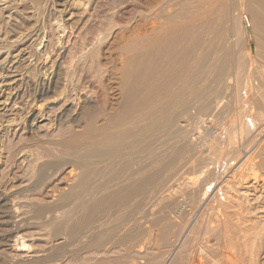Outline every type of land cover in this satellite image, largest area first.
<instances>
[{
  "label": "bare ground",
  "instance_id": "bare-ground-1",
  "mask_svg": "<svg viewBox=\"0 0 264 264\" xmlns=\"http://www.w3.org/2000/svg\"><path fill=\"white\" fill-rule=\"evenodd\" d=\"M24 1L26 2V0H20V3L18 4H24ZM37 1L38 0H34L33 2L36 3ZM178 1L180 0H165L161 2L162 4L159 2L161 5L158 3L160 7L159 5L158 6L153 5L154 9L155 7L156 8L159 7V8L157 10L155 9L156 11L148 9L149 10L147 13L148 15L146 14L147 16H145V20H143L144 23L142 25L139 24L140 26L137 27L136 29L134 28L130 33L128 32L126 33L125 32L126 27H124L125 29L122 27L124 30L121 32V38L116 44L117 49H115V50H118V52H115V53H118V57H116V55L114 54L115 56L114 58L118 59L119 62H117V64L118 63L119 64L118 66H116L117 68L111 67L112 69L117 71V73L116 71L114 72L117 75V76L115 75L116 76L115 78L118 77L119 79L117 81L115 79V81L117 82L116 84H118V81H120L119 86H118L119 87L118 89L120 92L119 93L120 101H118L119 103L115 102V104H117L115 105L116 108L115 106H113L112 108L111 106L110 108L109 107L107 108V106L111 105L113 101H111V104L108 103L105 96H104L105 98H103L102 96L103 102L101 101L102 105H100L101 103L99 104L100 101H98L99 97L97 98V96H99L98 95L99 93H97V96H92L93 94H96V92H98V91L95 92L94 89H92V87H89V89L91 88V90L95 92V93L93 92L92 95L89 93L91 91L88 90V87H86L87 91H89L88 93H85V90L83 93H81L82 90L84 89L85 84L83 85L82 90H78L80 93L76 92L77 94H74L76 95L77 98L72 96L71 93H69V90L73 88L72 87L74 83L73 77H75V75L78 74L79 72L78 70L81 71L80 73L82 72L85 73L86 74L85 77L89 76L88 77L89 81L91 80L92 83L95 82L94 81L95 78L96 80H98V78L102 74V71H103V75L106 74V76H107V73L110 72L108 70L109 72L106 73L104 70H102L101 68L102 66H104V68L108 67L109 69H110V66L109 65L105 66L104 65L105 62L101 63L102 66L100 62L99 64L96 63L97 59L99 58L98 56H96L97 58H95L94 52L96 49L94 48L95 49L94 51L93 49H90L91 48L90 46L94 47L96 44L95 41H98V39H100L101 37L97 39L94 35L96 39L94 40L92 37L91 41L87 40L88 42L85 43L84 46H82L81 50L78 49L80 48L78 46L77 49L80 52L79 51L77 52H79L80 55L77 56V54L74 52L75 50L73 51L74 53L72 52L73 49L70 50L72 52L70 53V51L68 50L70 48H67L68 46H70L68 44L70 43L69 41L71 38L60 36V39L58 41L59 42L58 46H60V48H62L63 50L58 49L60 54H57L58 57L56 58L59 60L57 59L52 60V58L50 59L48 56L47 59L43 62L42 68L44 70V73H43V76L39 79V82H40L39 85L41 86V91H42L41 94L42 95L49 94L50 92L51 93L56 92L54 90L62 89L63 91L66 92L65 94L70 95L69 97L67 96L66 99L63 101L64 113L62 111L63 113L62 116L63 117L65 116L66 120H67V117L70 118V120H72L73 123L77 124V127L79 128V130L78 131L75 130V132L71 130V131H68V134L66 133L67 135L65 136L62 135L63 137L59 141V146L61 147L63 153L65 151V155H63V153L61 154L62 156H58L56 154L53 156L51 155L53 159L44 162L42 159H40V157L39 159L36 160L30 153V155L25 156L21 161L18 160L19 164H22L24 167H26L25 169H27L26 171L28 172L29 170L34 169L33 166H31V164L33 163L32 159L34 158L37 161V164L35 165L36 167L34 166L35 170L38 172L39 176L42 177L43 179L45 178L44 176L46 172H48L47 170L54 169L60 165H64L65 167H67L65 170L66 183L64 182L65 187L63 191L60 193V195L54 194L55 196L50 198L48 201H45V203H37V201H36L37 204L36 203L32 204L30 202L29 204L27 203L29 205L27 206V208L32 207L33 210L31 208L30 209L32 210V212H34V215L35 216L36 214L38 215V217H35V219L37 218V219L43 220L42 223L45 220L46 225H50V229H49V226L45 227V225L41 224L43 225L42 230L45 227L46 230L49 229L47 230L49 232L48 233L42 232L44 233L43 234L44 236L46 235L45 237H47V239L46 238L44 239L46 240L44 241L45 245L41 246L42 247L41 250L39 249L40 252H38V254L40 256L37 257L36 256L38 255L37 253H35L36 255L33 254L34 256L38 258V260L39 258L40 259L42 258L46 262L49 259V261L51 262L56 261V264H57V261H58V264L60 261H62V263L67 264L68 263L67 260H69V262L72 260L78 261L77 259H80L81 256L83 258V255H86L88 257L87 261L91 262V261H94L97 256H99L96 254L101 253V251L98 252L99 249L101 248L104 250L103 246H106V245L109 246V244H106L109 242V239H111L116 233L118 232L120 233L119 229L122 228L121 226H123V229H125L126 228L125 226L130 225L129 223H131L132 221H136V223L138 222L137 224L141 225L142 221H145V218H146L150 220L149 221L150 225H152L155 228L156 227L158 228L160 225L166 227V226H169V224L168 225L166 224L169 222V220L172 219V217L175 218L177 222L180 220L179 223L184 222L182 221L184 219L183 217L187 215L188 211H192L186 208V204L189 206L191 205L192 207L196 206V208H193V209L195 210V212L196 211L199 212V210H196L197 208L198 209L202 208L204 210V207L205 209L206 207H208L209 209V206L211 205L212 207V204L214 206L215 203L213 202H216L219 208L217 207V209H215L216 207L215 205L214 209L216 211L220 210L221 212L218 211L220 212V215L217 212L219 216L217 217L214 216V218L216 217L215 219L211 218L213 217L212 214H215L213 213L215 212V210L211 211L212 209L210 207L211 209L210 211L212 212V214H210L211 215L210 218L211 220H214V225L210 226L212 225L211 223H213V221L211 222L210 220V225L209 223L207 225H209V227H212V229L207 228V226H204V228L206 232L207 230L208 232H210L209 231L210 229L217 232L219 234L218 236L219 239L221 237V240L223 241V244H224V246L222 247H224L223 249H225L224 254L223 253L222 254L224 255L223 257L225 261L227 262V264H264V110L262 109L264 108V84H262L261 82L257 84L258 85L257 88L259 89L257 93L251 91L250 87L252 86H250L251 84L250 82L252 81L254 82V79L256 80V77H257L254 72L255 69L254 70L252 69L249 71L251 74L250 77L248 76L249 81H247L246 76L244 78V80H246L247 83L249 82V85H247V83L244 82L245 85L244 83L240 84L241 86L244 85L243 90L239 89V82H237V79L235 77H234L236 79L235 84L226 80L227 79L226 76H229V74L228 72H226L228 75L224 74L225 72L224 68L227 71V69L230 68L228 67L230 64H229V61L224 63L225 59L224 58L222 59V57H220V55L223 52V49L226 47V45L224 47L223 42L224 43L227 42V37H228V36L223 37V35H225L226 29L228 28L226 27L225 29L226 23L224 24L223 22L225 19H227L229 22L235 25L237 18H241L242 20H245L246 18L245 22L248 28L246 29V31L249 37L251 38L253 36V33H255L254 37H256L257 32L259 33L258 36H260V34L261 36L263 35V37H260V38H257L258 36L256 37V39H258L259 41L257 40L258 43H256L258 44V47H255L257 45H254L253 55L254 53H256V48L260 47L264 51V20L262 19V15L264 14V0H250L252 2L251 3L252 5L250 4L252 7L250 8H252L251 14L253 16V19L252 17H248L247 15L248 13L247 14L245 13L247 12L245 11L247 9L246 7L249 6L246 4L248 0L247 1L236 0L237 2H235L234 0H219V1L215 0L216 1L215 6H216V9L219 11L218 13L220 15L219 18L217 17L218 16L217 10L213 12V10L215 9L214 8L215 6L213 4L214 2L212 3V0H193L196 2L194 4H192L193 3L192 0H190L192 1V3L189 0H186L190 2L189 3L190 5L186 1L184 2L182 0L180 2ZM8 3L7 1H4L1 4V8L3 10L2 12H5L7 14L5 16L7 17V21L5 22H7L10 25L9 29L15 30L19 28L18 26H20L21 24L24 25L23 22L25 20L32 19V17H29L30 15L29 16L26 15L27 14L26 12H28L29 9L28 11L24 12L25 10H27V9L24 10V7L26 6L25 4H24V7H22L21 5L20 7L17 4L19 8L13 7L14 9L13 11H11L9 9H12L11 5L13 4L10 3L11 4L10 5ZM66 3H69V2L67 1ZM36 4L38 5L39 3L37 2ZM9 5H10V8H9ZM90 5L91 4H89V6ZM193 5L195 8L200 10V12L195 14L196 9L195 11H193V9L191 8L192 11L195 12L193 13L191 12V10H189L190 9L189 8L188 9L190 12L189 14L191 13L192 14L191 16L189 14L188 15L191 18L189 16H188L189 18L185 17V13H186L185 10L187 11V8ZM151 6L152 5H150V8H152ZM65 8H67V6H65ZM234 8L237 9L236 12L238 11L240 14L238 17L235 16L236 13L234 14ZM250 8L248 12H250ZM129 11L130 10H127L126 12H129ZM95 12L97 13V11ZM212 13H216L217 16H214V17L218 18V20L215 18L217 21L214 20L215 22L213 23L212 21L211 22L209 21V18L213 16ZM193 14H195V16H192ZM91 16L92 15H89V18ZM138 16L140 15L138 14ZM249 18L252 19L253 21L252 24L254 25V27L252 26L251 21L249 22ZM87 21L88 22L86 24L91 22L88 19ZM67 27L65 26L63 22L57 23V28L62 33L66 31ZM118 27L116 28L118 29ZM237 27H238V24H237ZM202 29H206V31L210 30L212 33L216 31L217 33L215 32V34H217L220 38L217 35L215 36L218 37L219 39H217L216 37L210 38V35L212 36V34L209 33L210 34L209 38L212 39L210 41L209 38H206L208 37V32H207L206 37L203 36L204 34L206 35L205 32L203 35L199 33L200 30ZM230 29L231 28L229 27V30ZM72 30L74 31L75 29H72ZM119 30L121 31V28ZM229 30L228 32L226 31V35L229 34L230 32ZM232 30H234V28H232L231 31ZM254 30L257 32H255ZM126 31H128V29ZM239 31L241 32V30ZM235 32L237 35V30ZM99 33L101 34L100 31ZM247 34L245 33V35ZM231 37H232L231 38L232 40L233 38L234 39L236 38L233 36ZM239 37L241 38V36ZM223 38H225L226 41ZM106 39H107V36H106ZM213 39L214 41L219 40V43L217 45H215L216 43H214V45L211 44V42L212 43L214 42ZM231 39L229 41H231ZM221 40H224L223 42H221L223 46H220ZM25 41H27V39ZM99 43L100 42H98V44ZM235 43H236L235 44V47H236L238 42L236 41ZM79 44H82V43H79ZM228 45L230 46V44ZM210 46H211V52L209 50ZM232 46H234V43ZM83 47L85 48L83 49ZM75 48H76V45H75ZM225 50L229 51L228 48L227 49L225 48ZM234 50L230 52L231 54L227 52V55L229 56L227 55L226 56L233 57L236 54H237L236 56H238L239 54L237 52L235 54ZM236 50H238V47ZM25 51L20 50L17 56L18 58L15 59L16 63L19 64L20 62H22L21 65H24L26 63L25 61H27L26 60L27 57H26ZM247 53H248L247 55H249L250 53L249 50L247 51ZM240 55H242V52ZM250 55L252 56L251 53ZM110 56H111V53H110ZM223 56L226 58L225 55ZM251 56H249L248 60L250 59ZM31 57H29V59H31ZM107 57H109V55ZM94 58L96 60H94ZM240 58L239 60L244 61V59H240ZM252 59H250L248 62H251L253 64L252 61H255V60H252ZM230 60H231L230 62H233L235 64V62L232 61V59ZM110 61H111V57H110ZM237 61L238 59L236 60V62ZM227 63H228V66L224 65ZM233 63H232V66H233ZM237 64L239 63L237 62L235 66ZM27 65H28V62H27ZM115 65L112 64V66H115ZM249 65L251 64L249 63ZM235 66L233 67L235 68ZM17 67L18 66L15 67L16 71L12 72L13 77L10 75L12 77V81L10 83L12 84L13 83L17 84L19 80L18 78L22 77V75H19L20 69L18 70ZM22 67L23 66H21L20 68ZM256 67L254 66L253 68H256ZM12 68H10L11 69L10 71H12ZM239 68L238 69L236 68L237 71L240 70ZM261 69H259V72H261ZM114 70H112V72ZM74 71H78L77 74L74 73ZM112 72L110 75H112ZM259 72H257V75ZM82 76L83 75L81 74L80 79L84 78V76L83 78ZM258 76L259 78L261 77L260 75ZM113 77H114V74H113ZM230 77L228 79L231 80ZM85 79L87 80V78H84V80ZM239 79L241 80V78ZM82 82L83 81H81V83ZM99 82L101 81H96V84H99ZM10 83L8 84L9 86L12 85ZM74 84L77 85L76 82ZM96 84L94 86L92 85L93 88L97 86ZM88 85L90 86V84ZM101 87L99 86L100 89L98 88L99 92L101 90ZM74 88H76V86ZM77 89L75 91H77ZM111 91L109 90V93ZM0 95H2V93H0ZM58 95H60V92L59 94L57 92V97ZM108 95L109 94H107V96ZM62 96H64V94H62ZM109 97L114 99L113 98L114 96L112 97V95ZM9 99H11V97ZM115 99L117 100L116 97ZM2 102H0V110H1V107L3 108L6 105V103L4 104ZM253 104L261 106V109L263 111L260 110L258 112H255V109H253L252 111L251 106ZM254 105L252 106L253 108H254ZM221 107L223 108L222 110L225 112V114L230 113L229 115H232L231 119L228 117L229 121L227 118H224V120L227 119L228 121V124L226 126H224L225 124L224 125L222 124L224 127H222V125H220V122H219V119L223 120V118L221 119V117L220 118L218 117V121H217L216 120L217 118L215 115V113L219 111ZM225 114L224 115L222 114V115L225 116ZM33 117H34L33 122L39 119L38 115L33 116ZM199 119L204 123L202 122L200 123V121L198 123L206 124L208 126V129H207L209 130V132L207 131L208 133L214 131L219 135L216 138V136L214 135L215 133L213 134L215 138L218 139L217 142H215L216 140L212 137V135H211L212 138H210L211 142H209L210 140L209 141L207 140L208 142L204 141L205 143L203 142L202 140L203 137L201 135L202 133H200L198 129L200 126L198 128H196L195 126L196 124L195 120L198 121ZM227 121L225 120L224 123H227ZM213 139L214 141H212ZM53 145H54V142H53ZM50 154L51 153L48 154L49 157H50ZM39 160L43 162H40ZM60 168L62 169V166ZM23 173L21 175H23ZM35 173L36 172H34V174ZM191 174H192V177H191ZM21 175L20 174L18 175V177L20 176V178L18 179H21ZM28 182L30 183V181ZM29 183L27 185H29ZM1 197H0V209L3 208V203H5V200L7 199L6 197L5 199ZM16 198L18 199V196ZM147 199L150 201V202L148 201L150 205L149 206L150 208L148 207L149 210L146 208L143 209V206L145 205L144 204L145 200ZM12 201L10 200L9 204H11L10 202ZM148 202L146 204L147 206H148ZM19 206H22V207H19ZM8 207H9L8 205H7V208L4 206L3 210H5V208L8 209ZM15 207L16 209H14L12 206L9 207V209L7 210L8 212L6 211L7 214H5V211L4 212L0 211V228L1 229H2V226L8 227V223L10 222L14 224L16 223L15 225L16 228L14 227L16 230L15 232L9 229L8 230L5 229L6 231L2 229L1 231L2 233H0V245L5 246V247L7 246V248H9L12 259L13 258L15 259L16 254L18 252L19 253L22 252L20 253L21 255L19 253L18 254L19 256H23L20 258L24 259V256L26 257L27 254L25 253L26 254L25 255L23 252L24 251L28 252L29 249L31 248V245L28 244L27 239L31 237L36 238L35 236H37V234L34 237L28 236L29 233L25 235L23 234L24 232L23 230H26L24 228H27V227L29 228V226L34 227V225H36L37 222H33L32 221L33 218L29 217V215L32 214L30 211L27 214V212L25 211L22 212L20 210L21 208L24 207V205H17V202H16ZM143 210H146V211L144 212ZM146 212H147V215H146ZM192 216L193 215L188 217L189 221ZM186 217L185 219L187 220ZM194 217L195 216H193V218ZM4 218H6V220L8 221L6 220L2 221ZM210 218H207V220ZM41 220H38V224H39V221ZM111 220H113L112 221L113 224L116 223L117 221V222H120L121 225L114 224L111 227H109L112 223L111 222L109 223L110 225H108L107 227L108 221H111ZM173 220L174 219H172L169 222L171 224V227L173 225L171 223ZM134 223L135 222H133L131 226L132 228H135ZM179 223L177 224L179 225ZM190 223L192 222L190 221ZM199 223L198 224L194 223V224L195 226L196 225L198 226ZM189 224H186L185 225L186 227L182 224L185 230H184V233L179 235L180 239L179 241H177L178 246L176 245L175 241H172L175 243V246L177 248L176 255L179 252H181L180 251L181 249H183L181 248V246L184 243V240L190 239V240H186L184 244L186 246L189 245V243H191L190 242L191 236L193 235L191 231L193 230V228L195 230V228L197 227H195L194 224L192 225H189ZM199 226H200L199 228L202 230L203 224L202 226L201 225ZM141 227L142 225L139 226V230L140 229L142 230ZM153 227H151L152 230H156V229H153ZM161 227L159 228V230H162ZM39 228L41 227L39 226ZM132 228L130 229L133 232L134 230ZM169 228L170 227H168L167 230H169ZM123 229H120V230H123ZM46 230L44 229V231ZM136 230L137 229H135L134 233L136 232ZM164 230L166 229L164 228L162 231ZM181 230L183 229L181 228ZM124 231H122V233L126 234V230ZM200 231H198L197 234ZM213 231H211V234ZM138 232L140 233V231ZM142 232L144 231L142 230ZM151 232L150 234L152 235ZM160 232H158L159 233L158 235L161 236L162 234H160ZM171 232H174V231H170L168 233L171 234ZM177 232L178 231L176 230V233ZM39 233L41 232L39 231ZM122 233L117 234V235L122 236ZM134 233L133 235L131 234L130 236L131 237L135 236ZM165 233L166 232H164V235H166ZM187 233H188V236L190 233L189 238L187 237ZM200 233L202 234V232ZM34 234L35 233H32V235ZM144 234L146 235L145 232ZM177 234H174V236H176ZM204 234L203 235L207 237L206 233ZM218 234H216V236ZM213 235H214V232H213ZM44 236L41 235V237H44ZM195 236L194 238L192 236L194 240H195ZM204 236L202 237L203 239L205 238ZM209 236H212V235L209 234ZM124 237L126 238L127 236H123V238ZM128 237H129V233H128ZM164 237H162V239ZM120 239L118 241H120ZM127 239H124L123 242L125 243V241L130 240V239L128 240ZM144 239L143 241L146 240ZM39 240H41L40 236H39ZM132 240H136L135 241L136 243L138 242L137 239H132ZM166 240L167 239L165 238V241ZM115 242L116 241H114V244ZM129 242H127V245ZM221 243L218 242L219 245ZM135 244H134V247H135ZM170 244H171V241H170ZM197 244L198 246L200 245L199 243ZM215 244L217 243L215 242ZM137 245H139V243ZM204 245H202L201 247H203ZM189 246H191V244ZM122 247L125 248V246H122ZM220 248H221V245L218 249L220 250ZM186 249H189V248H186ZM210 250L212 251L213 249H210ZM186 251H189V250H186ZM208 251L209 250H207V252ZM136 252H135V255L138 254ZM151 252L154 253V251H151ZM184 252H185V249H184ZM29 253L31 252H28V254ZM179 254H182V253H179ZM176 255L174 253L173 257L171 256L172 258L170 257L171 259L166 261V264H171V263L175 264L176 262H173V261ZM31 256L27 255V257H29L30 259H31ZM51 256H52V259H50ZM177 256L176 257L179 260L181 255L180 256L177 255ZM180 260H182V258ZM208 260H210L209 257H208ZM35 261L38 262L37 259ZM30 262H33V260ZM83 263H84V260L81 262V264ZM177 264H180V263L178 262Z\"/></svg>",
  "mask_w": 264,
  "mask_h": 264
},
{
  "label": "rangeland",
  "instance_id": "rangeland-1",
  "mask_svg": "<svg viewBox=\"0 0 264 264\" xmlns=\"http://www.w3.org/2000/svg\"><path fill=\"white\" fill-rule=\"evenodd\" d=\"M4 1H7V3L8 4H10V3H12L13 5H11V7H12V9H9V10H11V11H13V7H18L19 8V6L21 5L22 7H24V4L26 5L25 7H24V10L25 9H27V10H25L24 12H26V11H28V9H29V11L28 12H26L27 14L26 15H30L29 17H32V19H28V20H25V21H27V22H23L24 23V25H20V26H18L19 28H17V29H15V30H12V29H9L10 27V25L7 23V22H5V21H7V17H5L7 14L5 13V12H2L3 10H2V8H1V4L4 2ZM11 1V2H10ZM34 0H26V2H27V4H26V2L24 1V4H18V3H20V0H0V93H2V95H0L1 97H0V102H2V101H4V102H2V103H6V105H5V107H1V110H0V157H1V161H0V197L1 198H4L5 199V197L7 198V199H9V200H5V203H3V208H1L0 209V211L1 212H4L5 211V214H7V210L9 209V207H13L14 209H16V202H17V205H24V207L23 208H21L20 210L22 211V212H27V214L29 213V211L34 215V212H32V207H28L27 208V206H29L28 204H29V202L30 203H36V201H37V203H45V201H48L50 198H52L53 196H55L54 194H56V195H60V193L63 191V189H64V187H65V183H66V174H65V170H66V168L67 167H65L64 165H60V166H58L59 167V169H61L60 167L62 166V169L61 170H63V171H61V170H59L58 169V167H56V168H54V169H49V170H47L48 172H46V174H45V178L43 179L42 177H40L39 176V174H38V172L35 170V165L37 164V159H39V157H40V159H42L44 162L45 161H48V160H51V159H53L52 157H51V155L53 156V155H58V156H62L61 154L63 153V151H62V149H61V147L59 146V141H60V139H62V137L63 136H65V135H67L68 134V131H71V130H73L74 132H75V130H79V128L77 127V124L76 123H73V121L72 120H70V118H68L67 117V120H66V117L64 118L62 115H63V113H64V106H63V101L66 99V97L68 96H70V95H68V94H65L66 92L65 91H63L62 89H58V90H54V91H56V92H53V93H49V94H41L42 93V91H41V86L39 85L40 84V82H39V79L43 76V73H44V70H43V68H42V64H43V62L47 59V57L49 56V58L51 59L52 58V60H56L57 58L56 57H58V55L57 54H60V52H59V50H63L62 48H60V46H58L59 45V39H60V36L61 37H67V38H71L70 39V43L68 44V45H70V46H68L67 48H70V49H68L69 51L70 50H72V52L74 51L76 54H77V56L78 55H80V51L79 50H81V48H82V46H84L85 45V43H87L88 41L87 40H89V41H91L92 40V37H93V39L95 40L96 38L98 39V38H100V39H98V41H95V46L94 47H92V46H90L91 48L90 49H93V51L95 50V58H97L96 56H98L99 58L97 59V62L96 63H98L99 64V62H100V64L101 63H104L105 62V66H110V69L108 68V67H106V68H104V66H102V64H101V68H102V70H104L106 73L107 72H109V73H107V76H106V74H104L103 75V71H102V74L100 75V77L98 78V80H96V78L94 79V83H92V81L90 80L89 81V76L88 77H85L86 76V74L85 73H80L81 71L80 70H78V71H74V73H76L77 74V72H78V74L77 75H75V77H73V82L75 83H77V85L76 84H74L73 83V85H72V87L74 88L75 86H76V88H72L71 90H69V93H71V95L72 96H74V97H76V95H74V94H77L79 91L78 90H82V87H83V85H84V89L82 90V92L81 93H83L84 92V90H85V93H88L89 91H91V92H89L91 95H92V93L95 91H98V92H96V94H93L92 96H97V93H99L98 95L99 96H97V98L99 99L98 101H100L99 102V104L100 105H102V96H103V98H105L106 97V99H107V102L108 103H110L111 104V101H113L112 102V104L111 105H109V106H107V108L109 107L110 108V106H111V108L113 107V106H115V105H117V104H115V102L117 103L118 101H120L119 99V96H120V92H119V83H120V81H118V84H116L117 82V80H119L118 79V77L117 78H115L117 75L114 73L116 70H114V69H112L113 67L115 68L116 66H118V64H117V62H119L118 61V59L117 58H114L115 56H114V54L116 55V57H118V53H115V52H118V50H115V49H117V42L120 40V38H121V32L125 29L124 27H126V29H125V32L127 33H130L134 28L136 29L137 27H139L140 25H142L143 23H144V21L143 20H145V16H147L148 14V11L149 10H153V11H156L159 7H160V5L162 4L161 2H163V1H165V0H38L37 2L39 3L38 5L36 4V3H34L33 2ZM40 1V2H39ZM69 2V3H66V2ZM99 1V2H98ZM104 1V2H103ZM107 1H109V2H107ZM181 1V0H180ZM180 1H178V2H180ZM183 2L184 1H186V0H182ZM190 1V0H189ZM186 1L188 4L191 2L192 3V1ZM216 1H219V0H216ZM216 1L215 0H212V3L214 4V6L216 5ZM235 2H237L236 0H234ZM245 1H247V0H245ZM249 1V2H248ZM247 2H246V4L247 5H249V6H247L246 8V10L245 11H247V12H245L247 15H248V17H252V19H253V16H252V14H251V9L252 8H250V7H252L251 5V1L250 0H248ZM17 2V3H16ZM91 2V3H90ZM112 2V3H111ZM115 2V3H114ZM138 2V3H137ZM156 2V3H155ZM161 4H160V3ZM15 3V4H14ZM77 3V4H76ZM103 3V4H102ZM140 3V4H139ZM160 5H159V4ZM194 3H196L195 1H193V3L192 4H194ZM19 6H18V5ZM60 4V5H59ZM67 4V5H66ZM69 4V5H68ZM73 4V5H72ZM89 4H91L90 6H89ZM251 4V5H250ZM10 5H9V8H10ZM16 5V6H15ZM83 5V6H82ZM87 5V6H86ZM134 5V6H133ZM136 5V6H135ZM150 5H152L151 7L153 8L154 6L153 5H155V6H158L159 5V7H155V9L153 8H150ZM190 5V4H189ZM20 6V7H21ZM28 6V7H27ZM35 7V8H33V7ZM38 6V7H37ZM65 6H67V8H65ZM69 6V7H68ZM88 6H89V8H88ZM111 6V7H110ZM133 6V7H132ZM196 6V5H195ZM213 6V7H214ZM31 9H30V8ZM86 7V8H85ZM99 7V8H98ZM124 7V8H123ZM131 7V8H130ZM197 7V6H196ZM212 7V6H211ZM66 10H65V9ZM96 8V9H95ZM137 8V9H136ZM178 8V7H177ZM190 8V9H189ZM193 9V11H195V9H196V13L195 12H193L192 11V9ZM215 9L213 10V12H215V10H217L216 9V6L214 7ZM249 8H250V12H248V10H249ZM15 9H17V8H15ZM64 11H63V10ZM91 9V10H90ZM100 9V10H99ZM106 9V10H105ZM114 9V10H113ZM132 9V10H131ZM149 9V10H148ZM191 10V12H193V13H195V14H197V13H199L200 12V10H198L197 8H195L194 7V5L193 6H189L188 8H187V11L185 10V17H188L189 15L191 16V14H189L190 12H189V10ZM31 10V11H30ZM127 10H130L129 12H126ZM144 10V11H143ZM236 10L237 9H235L234 8V14H235V16L236 17H238L240 14H239V12H238V14H237V12H236ZM87 13H86V12ZM95 11H97V13L95 12ZM124 11V12H123ZM141 11V12H140ZM182 11H184V10H182ZM2 12V13H1ZM23 12V13H24ZM29 12H31L32 13V15H31V13H29ZM131 12V13H130ZM133 12V13H132ZM139 12V13H138ZM219 11L217 10V13H218ZM5 13V14H4ZM29 13V14H28ZM61 13V14H60ZM102 13V14H101ZM123 13V14H122ZM143 14V15H141V14ZM25 14V13H24ZM82 14V15H81ZM85 16H84V15ZM87 14V15H86ZM95 14V15H94ZM108 14V15H107ZM120 14H122V15H120ZM130 14H132V15H130ZM138 14L140 15V16H142V17H140V16H138ZM147 14V15H146ZM189 14V15H188ZM195 14H193L192 16H195ZM214 14H216V13H212V17H210L209 18V21L211 22L212 21V23L213 22H215V21H217L218 20V18L220 17V15H219V13H218V16H217V14L216 15H214ZM251 16H250V15ZM81 15V16H80ZM89 15H92L90 18H91V20H90V18H89ZM125 15V16H124ZM128 17H127V16ZM84 16V17H83ZM95 16V17H94ZM123 16V17H122ZM131 16V17H130ZM138 16V17H137ZM189 16V17H190ZM214 16H217V17H214ZM89 20V21H91V22H89L88 24H86L88 21H87V19ZM130 17V18H129ZM133 17V18H132ZM141 19H140V18ZM188 17V18H189ZM35 18V19H34ZM83 18H84V20H83ZM93 18V19H92ZM109 18V19H108ZM126 18V19H125ZM136 18V19H135ZM191 18V17H190ZM217 20H216V19ZM106 19V20H105ZM130 19H132V20H130ZM211 19V20H210ZM241 18H237L236 19V23H235V25L234 24H232L231 22H229L227 19H225L223 22H224V24L226 23V25H225V29H226V27H228L227 29H226V31L228 32V30H229V27L232 29V28H234V30H232L231 31V29L229 30L230 32H229V34H227L226 35V31H225V35H223V37L224 36H228L227 37V42H228V44H230V46L227 44V42H223L224 40L226 41V37L225 38H223L224 40H221L220 41V43L221 42H223V45H224V47H225V45H226V49L228 48V50L230 49V47H231V49H233L234 47H235V42L237 41L238 42V44H237V46L235 47L236 49H237V47H238V50H236L235 48V54H236V52L239 54L238 56H230V57H227V56H229V55H227V52H231V51H233V50H229V51H227V50H225V48L223 49V52H222V54L220 55V57H222V59L224 58L225 59V61H224V63H226V62H228L229 61V66H228V63L227 64H224V65H226V66H228V67H230V68H226L227 69V71L225 70V66L223 67L224 68V74L225 75H228L229 74V76H226V80L227 81H230V82H232V83H236V79H237V82H239V89H242L243 90V87H244V85H245V83H247V81H249V77H250V70H254V72H255V75L257 76L256 77V80L254 79V82L252 81V82H250L251 84H250V86H252V87H250V89H251V91L252 92H255V93H257L258 92V88H257V84H259V82H261L262 84H264V79H263V74H264V51L259 47V48H256V53H254V55H253V49H254V45H257V46H255V47H258V44H256V43H258V39H256V37L259 35V33L257 32V31H255V32H257L256 33V37H254L255 36V33H253V36L250 38L249 37V35L247 34V31H246V29H248L247 28V24H246V22H245V20H246V18H245V20H240ZM252 19L251 18H249V22L251 21V24L253 23V21H252ZM262 19L264 20V14L262 15ZM86 20V21H85ZM95 20V21H94ZM128 20H129V22H128ZM134 20V21H133ZM139 20H141V21H139ZM215 20V21H214ZM237 20H238V22H237ZM30 21V22H29ZM32 21V22H31ZM107 21V22H106ZM119 21V22H118ZM227 21V22H226ZM58 22H63L64 24H65V26L67 27V29H66V31L64 32V33H62L60 30H58V28H57V23ZM118 22V23H117ZM132 22V23H131ZM241 22V23H240ZM75 23V24H74ZM78 24V26H77V24ZM91 23V24H90ZM94 23V24H93ZM116 25H115V24ZM126 23V24H125ZM128 23V24H127ZM112 24V25H111ZM140 24V25H139ZM232 24V25H231ZM237 24H238V27H237ZM109 25V26H108ZM112 27H111V26ZM131 25V26H130ZM243 27H242V26ZM87 26V27H86ZM118 26H120V27H118ZM135 26V27H134ZM236 26V27H235ZM246 26V27H245ZM252 26L254 27V25L252 24ZM99 27V28H98ZM102 27V28H101ZM116 27H118V29L116 28ZM124 29H123V28ZM128 27V28H127ZM252 27V28H253ZM21 28V29H20ZM26 28V29H25ZM33 28V29H32ZM79 28V29H78ZM85 28V29H84ZM93 28V29H92ZM109 28V29H108ZM114 28H116V29H114ZM121 28V31L119 30ZM237 28V29H236ZM72 29H75L74 31L72 30ZM84 31H83V30ZM102 31H101V30ZM103 29H105V30H103ZM128 29V31H126ZM254 29V28H253ZM252 29V30H253ZM17 30V31H16ZM33 30V31H32ZM80 30H81V32H80ZM109 30V31H108ZM115 30V31H114ZM237 30V35H236V31ZM239 30H241V32L239 31ZM59 31V32H58ZM70 31V32H69ZM90 31V32H89ZM99 31L101 32V34L99 33ZM111 31V32H110ZM118 32V34H117V32ZM253 31V32H254ZM14 32V33H13ZM17 32V33H16ZM78 32H80V33H78ZM93 32V33H92ZM103 32V33H102ZM120 32V33H119ZM204 32L206 33V35L204 34ZM207 32H208V37H206L207 36ZM216 32V31H215ZM215 32H211L210 30L208 31H206V29H202V30H200V34H204L203 36L204 37H206V38H209V33H211L212 34V36L210 35V38H212V37H216L215 35H217V34H215ZM232 32V33H231ZM78 33V34H77ZM90 33V34H89ZM97 33V34H96ZM106 33V34H105ZM217 33V32H216ZM233 33H235V34H233ZM239 33H240V35H239ZM245 33L247 34V35H245ZM71 34V35H70ZM74 34V35H73ZM109 34V35H108ZM116 34V35H115ZM214 34V35H213ZM232 34V35H231ZM243 36H242V35ZM89 37H88V36ZM93 35V36H92ZM94 35H95V37H94ZM104 35V36H103ZM230 35V36H229ZM236 35V36H235ZM21 36V37H20ZM83 36H84V38H83ZM106 36H107V39H106ZM117 36H118V38H117ZM218 36V35H217ZM231 36H233V37H236L235 39L233 38V40L231 39L232 37ZM239 36H241V38L239 37ZM246 36V37H245ZM248 36V37H247ZM80 37H81V39H80ZM109 37V38H108ZM219 37V36H218ZM218 37H216L217 39H219ZM260 37H263V35L261 36V34H260V36H258L257 38H260ZM79 38V39H78ZM85 38H86V40H85ZM88 38V39H87ZM209 38V39H210ZM254 38V39H253ZM14 39V40H13ZM27 39V41H25ZM50 41H49V40ZM215 39V38H214ZM214 39H213V41H214ZM231 39V41H229ZM237 39V40H236ZM245 39V40H244ZM18 40V41H17ZM76 40H77V42H78V44H77V42H76ZM93 40V41H94ZM114 40V41H113ZM212 39H210V41H211ZM216 40V39H215ZM235 40V41H234ZM258 40V41H257ZM6 41V42H5ZM16 41V42H15ZM52 41H53V43H52ZM85 41V42H84ZM257 41V42H256ZM75 42V43H74ZM84 42V43H83ZM98 42H100L99 44H98ZM229 42H231V43H229ZM15 43V44H14ZM58 43V44H57ZM79 43H82V44H79ZM90 43V42H89ZM115 43V44H114ZM214 43H216L215 45H217L218 43H219V40H217V41H214L213 43L211 42V44H213L214 45ZM233 43H234V46H232L233 45ZM255 43V44H254ZM24 45V46H23ZM73 45H74V47H73ZM75 45H76V48H75ZM97 45V46H96ZM112 45V46H111ZM222 45V43H221V45L220 46H223ZM229 47H228V46ZM10 46V47H9ZM58 46V47H57ZM78 46L80 47V48H78ZM110 46H111V48H110ZM7 47V48H6ZM15 47V48H14ZM99 47V48H98ZM113 47V48H112ZM114 47H116V48H114ZM242 49H241V48ZM79 50H78V49ZM85 47H83V49H84ZM95 48V49H94ZM110 48V49H109ZM240 48V49H239ZM14 49V50H13ZM25 51V54H26V57L28 58H26V60L27 61H25L26 63L24 64V65H21L22 64V62H20L19 64L18 63H16L15 61V59H17L18 57V53L20 52V50L21 51H23V50ZM59 49V50H58ZM88 49H89V47H88ZM260 51H259V50ZM113 50V51H112ZM209 50H210V52H211V46H210V48H209ZM226 52H225V51ZM239 50H241V51H239ZM243 50V51H242ZM249 50V52L252 54V56L250 55V53H249V55H247L248 53H247V51ZM250 50H252V51H250ZM7 51V52H6ZM28 51H29V53H28ZM31 51V52H30ZM54 51V52H53ZM56 51V52H55ZM77 51H79V52H77ZM92 51V52H93ZM98 51V52H97ZM258 51H259V53H258ZM261 51H263V52H261ZM2 52V53H1ZM27 52V53H26ZM33 52V53H32ZM49 54H48V53ZM71 51H70V53H72ZM73 52V53H74ZM97 52V53H96ZM103 52V53H102ZM111 53V56H110V53ZM113 52V53H112ZM241 52H242V55H240L241 54ZM246 52V53H245ZM79 53V54H78ZM99 53H101V54H99ZM224 53H226V54H224ZM228 53V54H229ZM232 53H234V52H232ZM258 53V54H257ZM27 54H28V56L29 57H31V55H32V57H31V59H29V57L27 56ZM42 54V55H41ZM231 54V53H230ZM50 55H52V56H50ZM109 55V57H107ZM223 55H227L226 56V58L223 56ZM234 55V54H233ZM244 55V56H243ZM46 56V57H45ZM249 56H251L250 57V59H252L253 57L255 58H253L252 60H255V61H252L253 62V64L251 63V62H248L249 60H248V58H249ZM16 57V58H15ZM60 57V56H59ZM103 57V58H102ZM110 57H111V61H110ZM236 58V60L238 59V63L239 64H237L236 66H235V64L237 63L236 62V60H235V58ZM241 57V58H240ZM48 58V59H49ZM94 58V60H96ZM109 60H108V59ZM234 58V59H233ZM239 58L240 59H244V61L242 60H239ZM101 59H103V60H101ZM106 59V60H105ZM230 59H232V61H234L235 62V64L233 63V62H230L231 60ZM257 59V60H256ZM14 60V61H13ZM57 60H59V59H57ZM99 60V61H98ZM227 60V61H226ZM13 61V62H12ZM30 61V62H29ZM110 61V62H109ZM113 61H115V62H113ZM14 62H15V64H14ZM27 62H28V65H27ZM107 62V63H106ZM246 62H247V64H246ZM258 62V63H257ZM109 63V64H108ZM111 63V64H110ZM232 63H233V66H235V68L232 66ZM241 63V64H240ZM249 63L252 65H249ZM255 63V64H254ZM11 64V65H10ZM12 64H14V65H12ZM30 64V65H29ZM112 64L113 65H115V66H112ZM23 66L22 68H20L21 66ZM256 67V68H253L254 66ZM12 66H13V68H12ZM16 66H18L17 67V69L20 71L19 72V75H22V77H19L18 79V82H17V84L16 83H10L11 81H12V72L13 71H16V69H15V67ZM28 66V67H27ZM239 66H240V68H239ZM243 66V67H242ZM251 66V67H250ZM112 67V68H111ZM260 67V68H259ZM10 68H12V71H10L11 69ZM31 68V69H30ZM36 68V69H35ZM104 68V69H103ZM108 68V69H107ZM117 68V67H116ZM239 68L240 70H238L237 71V69ZM250 68V69H249ZM261 69V72H259V69ZM14 69V70H13ZM106 69V70H105ZM244 69V70H243ZM249 69V70H248ZM257 69H258V71H257ZM9 70V71H8ZM39 70V71H38ZM109 70V71H108ZM112 70H114L113 72H112ZM233 70V71H232ZM237 72H236V71ZM243 71V72H242ZM245 71V72H244ZM111 72H112V75H110L111 74ZM226 72H228V74L226 73ZM230 72V73H229ZM241 72V73H240ZM257 72H259L258 73V75H260L261 77V79L259 78V76L257 75ZM10 73V74H9ZM22 73V74H21ZM116 73H117V71H116ZM232 73H233V75H232ZM238 73V74H237ZM249 73V74H248ZM81 74L84 76V78H87V80L85 79L84 80V78H83V76H82V78L83 79H80L81 78ZM113 74H114V77H113ZM242 74V75H241ZM247 74V75H246ZM3 75V76H2ZM12 77H11V76ZM24 75V76H23ZM116 75V76H115ZM235 75V76H234ZM241 75V76H240ZM10 76V77H9ZM32 76V77H31ZM35 76V77H34ZM103 76H104V78H103ZM106 76V77H105ZM110 76V77H109ZM231 76V77H230ZM238 76H240V77H238ZM243 76V77H242ZM245 76L247 77V81L246 80H244V78H245ZM249 76V77H248ZM231 78V80L230 79H228V78ZM236 79H235V78ZM22 80H21V79ZM79 78V79H78ZM103 78V79H102ZM239 78H241V80L239 79ZM242 78H243V80H242ZM259 78V79H258ZM91 79V78H90ZM100 79V80H99ZM115 79H116V81H115ZM106 80V81H105ZM81 81H83L82 83H81ZM87 82V84H86V82ZM96 81H101V82H99V84H96ZM235 81V82H234ZM242 83H241V82ZM16 82V81H15ZM80 82V83H79ZM89 82V83H88ZM107 83V84H105V83ZM245 82V83H244ZM12 84V85H8V84ZM29 83V84H28ZM81 84V85H79V84ZM244 83V85H240V84H243ZM254 83V84H253ZM7 84V85H6ZM88 84H90V86L88 85ZM97 85V86H95L94 88H93V86L94 85ZM102 84V85H101ZM110 84V85H109ZM93 85V86H92ZM104 85H106V86H104ZM107 85H108V87H107ZM247 85H249V82L247 83ZM256 85V86H255ZM5 86V87H4ZM12 86V87H11ZM99 86L101 87V90H100V92H99V90H98V88H99ZM115 86H117V87H115ZM86 87H88V90L89 91H87V88ZM89 87H92V89H94V91L93 90H91V88L89 89ZM78 88V89H77ZM97 88V89H96ZM249 88V87H248ZM253 88H255V89H253ZM256 88H257V90H256ZM77 89V91H75ZM96 89V90H95ZM100 89V88H99ZM111 89H112V91H111ZM249 89V90H250ZM16 90V91H15ZM75 91V93H74V91ZM109 90L111 91L110 93H109ZM117 90V91H116ZM255 90V91H254ZM38 91V92H37ZM62 91H63V93H62ZM71 91V92H70ZM87 91V92H86ZM103 93H102V92ZM17 92V93H16ZM57 92H58V94H59V92H60V95H58V97H57ZM72 92H73V94H72ZM77 92V93H76ZM94 92V93H95ZM26 93V94H25ZM80 93V92H79ZM62 94H64V96H62ZM101 94V95H100ZM107 94H109L108 96H107ZM8 95H9V97H8ZM112 95V97L114 98V99H112V98H110L109 96H111ZM105 96V97H104ZM118 96V97H117ZM7 97H8V99H7ZM11 97V99H9ZM60 97V98H59ZM64 99H63V98ZM107 97H109V98H107ZM115 97L117 98V100L115 99ZM52 98V99H51ZM54 98V99H53ZM62 98V99H61ZM77 98V97H76ZM48 99V100H47ZM56 99V100H55ZM101 99V100H100ZM110 99H112V100H110ZM27 100V101H26ZM54 100V101H53ZM109 100V101H108ZM50 101V102H49ZM102 101V102H101ZM28 102V103H27ZM54 102V103H53ZM19 103V104H18ZM22 103V104H21ZM45 103V104H44ZM119 103V102H118ZM17 104V105H16ZM24 104V105H23ZM254 105V104H253ZM252 105V106H253ZM256 105V104H255ZM254 105V108L251 106V109H252V111H253V109H255V112H258V111H260V110H264V108H262L261 109V106H258V105H256L255 106ZM24 106V107H23ZM43 106V107H42ZM49 107V108H48ZM61 109H60V108ZM223 107V106H222ZM220 108L219 109V111H217L216 113H215V115H216V120L218 121V117L220 118L221 117V119L223 118V120H220L219 119V122H220V125H224V126H226L227 124H228V121H229V119H228V117L231 119V116L232 115H229V114H225V112L222 110L223 108ZM21 108V109H20ZM55 108V109H54ZM115 108H116V106H115ZM53 109V110H52ZM56 110V111H55ZM61 110V111H60ZM224 112H222V111ZM262 110V111H263ZM62 111H63V113H62ZM8 112V113H7ZM224 115L225 114V116H223L222 114ZM40 114V115H39ZM57 114V115H56ZM38 115V118L39 119H37L35 122H33V119H34V117L33 116H37ZM221 115V116H220ZM229 115V116H228ZM48 116V117H47ZM60 117H62V118H60ZM224 118H227L228 119V121H227V119H225L226 121H227V123H224L225 122V120H224ZM63 119V120H62ZM65 119V120H64ZM42 120V121H41ZM60 121V122H59ZM200 121V123L202 122L200 119L198 120V121H196L195 120V123L198 125V124H200V123H198ZM221 121H222V123H221ZM202 123H204V122H202ZM68 124V125H67ZM73 124V125H72ZM195 124V126H196V128H198L199 126V131H200V133H202L201 135H202V140H203V142L205 141V142H208L209 140H210V138H214L216 141L215 142H217V140L218 139H216L219 135L216 133V132H214V131H212V130H210V131H212V132H210V133H208L209 132V130H207L208 129V126L206 125V124H200V125H196ZM32 125V126H31ZM45 125V126H44ZM59 125V126H58ZM222 125V127H224ZM40 126V127H39ZM50 126H52V127H50ZM73 126V127H72ZM202 126V127H201ZM207 126V127H206ZM45 127V128H44ZM68 127V128H67ZM65 128V129H64ZM202 128V129H201ZM210 129V128H209ZM67 130V131H66ZM63 131V132H62ZM203 131H204V133H203ZM208 131V132H207ZM67 133V134H66ZM208 135H207V134ZM215 133V134H214ZM206 134V135H205ZM216 136V138H215V136ZM63 135V136H62ZM211 135H212V137H211ZM46 136V137H45ZM204 136H205V138H204ZM207 137V138H206ZM54 139V140H53ZM214 139L212 140V141H214ZM57 140H58V142H57ZM208 140V141H207ZM52 141V142H51ZM53 142H54V145H53ZM204 142V143H205ZM209 142H211V140L209 141ZM41 143V144H40ZM57 143H58V145H57ZM43 144V145H42ZM53 145V146H52ZM26 146V147H25ZM32 146V147H31ZM55 146H56V148H55ZM58 147V148H57ZM17 148V149H16ZM26 148V149H25ZM52 148V149H51ZM50 149V150H49ZM57 149H59V150H57ZM24 150V151H23ZM48 150V151H47ZM55 150V151H54ZM57 150V151H56ZM20 151V152H19ZM23 151V152H22ZM51 151V152H50ZM52 152H53V154H52ZM30 153L32 154V156L36 159H34L33 157V163H35V164H31V166H33V168L34 169H31V170H29L28 172L26 171L27 169H25L26 167H24L22 164H19V161H21L25 156H28V155H30ZM49 153H51L50 154V157H49ZM39 156H38V155ZM16 155H18V156H16ZM63 155H65V151H64V153H63ZM66 157V156H65ZM65 157H64V159H65ZM8 158H9V160H8ZM63 159V158H62ZM19 160V161H18ZM8 161V162H7ZM40 162H43V161H41V160H39ZM38 161V162H39ZM7 162V163H6ZM10 162V163H9ZM39 162V163H40ZM17 165V166H16ZM35 166V167H34ZM64 166V167H63ZM28 167V166H27ZM32 168V167H31ZM65 168V169H64ZM18 169H20V170H18ZM22 169H23V171H22ZM37 169V168H36ZM19 173H18V172ZM20 171H22V172H20ZM36 172L35 174H34V172ZM16 172V173H15ZM24 172V173H23ZM23 173V175H24V177H23V175H21ZM20 174L21 175V179H18V178H20V176L18 177V175ZM26 174V175H25ZM32 175V176H31ZM50 175V176H49ZM25 176H27V177H25ZM39 176V177H38ZM65 176V177H64ZM190 176V175H189ZM196 176V175H195ZM17 177V178H16ZM47 177V178H46ZM50 177V178H49ZM191 177H192V174H191ZM27 178V179H26ZM28 178H29V180H28ZM40 178V179H39ZM24 181H23V180ZM36 179V180H35ZM39 179V180H38ZM21 181V182H20ZM24 183H26V184H24ZM28 181H30V183L28 182ZM39 182V183H38ZM65 182V183H64ZM29 183V185H27ZM24 184V185H23ZM43 184V185H42ZM27 185V186H26ZM46 185V186H45ZM17 186V187H16ZM21 186V187H20ZM19 187V188H18ZM18 188V189H17ZM39 188V189H38ZM20 191V192H19ZM58 191V192H57ZM18 192V193H17ZM59 193V194H58ZM50 194V195H49ZM52 195V196H51ZM18 196V199L16 198ZM48 196H50V197H48ZM9 197V198H8ZM36 197H37V199H36ZM14 198V199H13ZM43 198V199H42ZM47 198V199H46ZM27 199H28V201H27ZM12 201V200H14V201H12V202H10L11 204H9V201ZM6 201H7V203H6ZM32 201H34V202H32ZM149 200L147 199V200H145V205L147 204V202H148ZM14 202V203H13ZM150 202V201H149ZM149 202H148V206L146 205V207H145V205L143 206V209L144 208H146V209H148L149 210ZM20 203V204H19ZM22 203V204H21ZM28 203V204H27ZM36 203V204H37ZM213 203H215V205H216V207H215V209H217V207H218V205L216 204V202H213ZM7 205L9 206L8 207V209H6L7 208ZM14 205V206H13ZM26 205V206H25ZM214 205V206H215ZM4 206L6 207L5 208V210H3L4 209ZM188 206V207H187ZM191 206V205H190ZM189 205H187L186 204V208L188 209V210H192L193 211V213H192V211H188L187 209V217L186 216H184L183 218V220L182 221H184V222H181L184 226L186 225V224H189L190 223V221L192 222V223H190L189 225H192V224H198L199 222H201V223H199V225H201L202 226V224H203V226H202V230L199 228L200 226L198 225H196L195 226V224H194V226L195 227H197L198 228V230H197V228H195V230H194V228H193V230L191 231V233L193 234H191L192 236H193V238H194V236H195V234H196V236H195V240H197V241H195L193 238H192V236H191V243H189V245L191 244V246H189V245H184L185 244V242H186V240H190V239H186V240H184V243L182 244V246H181V248H183V249H181L180 251L181 252H179V253H182V254H177V255H181L180 256V259L182 258V260H183V262H182V260H178V256L176 255V253H177V248H176V246H175V243H176V245H177V241H179V239H180V236L179 235H181L182 233H184V230H185V228L183 227V225L181 224V223H179L180 222V220L177 222L176 220H175V218H173L172 217V219H174L171 223L174 225H172V227H171V224L169 223L171 220H169V222L166 224V225H168L169 224V226H162V225H160L158 228L156 227H153L152 225H150V223H149V219H146L145 218V221H142V230L146 233V235L144 234V232H142V230L140 229L139 230V226H141V225H139V224H137L136 223V221H132L131 223H129L130 225H126L125 227L127 228H125V229H123V226H121L122 228H120V229H123V230H120L119 229V231H120V233L118 232V233H116L111 239H109V242L108 243H106V244H109V246L108 245H106V246H103V248H104V250L103 249H99V251L98 252H100L101 251V253H99V254H96V255H99V256H97L96 258H95V260L94 261H91V262H88L87 261V256L86 255H83V258H82V256L80 257V259H77L78 261H76V260H72V261H70L69 262V260H67V264H81V262L84 260V263L83 264H85V263H87V264H166V261H168L169 259H171L172 257H173V255H174V253H175V255L178 257H176L175 256V258H174V261L173 262H176L175 264H177L178 262L180 263V264H185V262H186V264H227V262L225 261V259H224V252H225V249H223L224 247H222V246H224V244H223V241L221 240V237H220V239L218 238V236H219V234L217 233V232H215V231H213V230H211L212 229V227H209V225H210V220H211V218H213V219H215L217 216H219L220 215V210H215L214 209V206H213V204H212V207H211V205L209 206V209H208V207H206V209H205V207H204V210L202 209V208H197L196 210H199V212H195V210L193 209V208H196V206L194 207H190ZM19 207H22V206H19ZM149 207V208H148ZM210 207H211V209H210ZM27 209V210H25V209ZM32 210H31V209ZM219 208V207H218ZM23 209V210H22ZM202 210H203V212H202ZM214 211L215 210V212H213V213H215V214H212V212L211 211ZM7 211V212H6ZM144 212L146 211V210H143ZM205 211V212H204ZM211 213H210V212ZM218 211H220V212H218ZM148 212V211H147ZM147 212H146V215H147ZM219 213V215H218V213ZM192 213V214H191ZM196 215H195V214ZM217 213V214H216ZM31 214V215H32ZM36 214V213H35ZM210 214H212V216L213 217H211L210 218ZM29 215V217L31 218H33L32 219V221L33 222H37V224L36 225H34V227H30L29 226V228L27 227V228H24V229H26V230H23L22 232H23V234H25V235H27L28 233V236H35L36 234H37V236H35L36 238H29V239H27V241H28V244L29 245H31V250L29 249V251L28 252H31V253H29L28 254V252L27 251H24L23 253L25 254H27L28 256H31V259L29 258V257H27V255H26V257L24 256V259H22V258H20V257H23V256H19V254L20 253H22V252H18L17 254H16V257H15V259L13 258H11V255H10V250H9V248H7V246L5 247V246H2V245H0V264H32V263H34V264H37L38 262V264H56V261H49V259L47 260V262L44 260V259H40L39 258V260H38V256H40L39 254H38V252H40V250L42 249V247L41 246H43V245H45V242L44 241H46V240H44L45 238L47 239V237H45L43 234L44 233H48L49 231H47V230H49L50 229V225H46V223H45V220H44V222L42 223V221L43 220H41V219H37V221H36V219H35V217H38V215L36 214V216L34 215ZM191 215H193V216H195L194 218H193V216L190 218V221L188 220V217L189 216H191ZM198 215V216H197ZM202 216V217H201ZM206 217V219H205V217ZM214 216H216L215 218H214ZM185 217L187 218V220L185 219ZM201 217V218H200ZM7 218V217H6ZM6 218H4L2 221H5L6 220ZM204 218V219H203ZM207 218H210V219H208L207 220ZM9 219V218H8ZM35 219V220H34ZM191 219H193V220H191ZM200 219V220H199ZM38 220H41V221H39V224H38ZM205 220V221H204ZM6 221H8V220H6ZM113 220H111V221H108V223H107V227H108V225H110L109 223H111ZM176 221V222H175ZM199 221V222H198ZM202 221H203V223H202ZM213 221V223H211L212 225H210V226H213L214 225V220H211V222ZM133 222H135L136 224H137V226H136V224L134 223V225H135V228H132L131 226H132V224H133ZM187 222V223H186ZM194 222V223H193ZM198 222V223H197ZM148 223V224H147ZM177 223H179V225L177 224ZM209 223V225H207ZM11 224V225H10ZM41 224H43V225H45V227L46 226H49V229H47L46 230V228L44 227V229L47 231H44V229L42 230V228H43V225H41ZM115 225H121V223L120 222H117L116 221V223H114ZM113 224V222L111 223V225L109 226V227H111L112 225H114ZM182 226H181V225ZM204 224H206V225H204ZM16 223L14 224V223H8V227L7 226H2V229L4 230V231H6L5 229H9V230H12V231H16L15 230V228H16ZM134 225H133V227H134ZM33 226V225H32ZM39 226L41 227V228H39ZM129 226V227H128ZM162 226V227H161ZM177 226H179V227H177ZM181 226V227H180ZM204 226H207V228H211L209 231L210 232H208V230H207V232H206V230H205V228H204ZM10 227V228H9ZM15 227V228H14ZM138 227V228H137ZM151 227H153V229H156V230H152V228ZM161 227V229L163 230L164 228L167 230L168 229V227H170L169 228V230H164V231H162V230H159V228ZM186 227V226H185ZM35 228V229H34ZM130 228H132L134 231H135V229H137L138 231H140V233L142 234H140L137 230H136V232L134 233V231L132 232L131 231V229L129 230ZM173 228H175V229H173ZM181 228L183 229V230H181ZM2 229L0 228V233H2L1 231H2ZM201 231H200V230ZM42 233V232H44V233H39V231ZM124 230H126V234H124V233H122V231H124ZM147 230V231H146ZM176 230L178 231L177 233H176ZM127 231H129V232H127ZM151 231H153V232H151ZM160 232V234H162L161 236L160 235H158L159 233L158 232ZM170 231H174V232H171V234H169L168 232H170ZM183 231V232H182ZM195 231V232H194ZM198 231H200V232H202V234L200 233H198L197 234V232ZM211 231H213L214 232V235H213V232H212V234H211ZM21 232V233H22ZM27 232V233H26ZM36 232H38V233H36ZM125 232V231H124ZM131 232V233H130ZM150 232L152 233V235L150 234ZM164 232H166L165 234L169 237V235H170V237H169V239H168V237L166 236V235H164ZM32 233H35L34 235H32ZM122 233V236L120 237V236H118L117 234H121ZM128 233H129V237L130 238H132V239H137V243L135 242L136 240H132V239H130L129 237H128ZM133 233H134V235L135 236H130L131 234L133 235ZM148 233V234H147ZM172 233H174V234H177L176 236H174V234H172ZM195 233V234H194ZM204 233H206V235H207V237H208V239H207V237H205L204 235ZM218 234L217 236H216V234ZM22 234V235H23ZM42 236H44V237H41V235ZM150 234V235H149ZM204 234V235H203ZM209 234L210 235H212V236H209ZM40 236V238H41V240H39V236ZM117 235V236H116ZM138 235V236H137ZM143 236V237H141V236ZM157 235V236H156ZM197 235H199V236H197ZM123 236H127L126 238L124 237L123 238ZM164 236H166V237H164ZM205 237L204 239L202 238V237ZM215 236V237H214ZM134 237H136V238H134ZM149 237V238H148ZM162 237H164L163 239H162ZM187 237L189 238L190 237V233H189V236H188V233H187ZM201 237V238H200ZM212 237V238H211ZM49 238V237H48ZM115 238H117V239H115ZM121 238V239H120ZM130 239L129 241H125V243L123 242L124 241V239ZM142 238V239H141ZM146 240H145V239ZM158 238V239H157ZM165 238L167 239L166 241H165ZM172 238V239H171ZM210 238V239H209ZM215 238V239H214ZM217 238V239H216ZM35 239V240H34ZM43 239V240H42ZM120 239V241H118ZM127 239V240H128ZM143 239L145 240V241H143ZM152 239V240H151ZM176 239H178V240H176ZM194 241H193V240ZM200 239V240H199ZM212 239V240H211ZM214 239V240H213ZM220 241H219V240ZM113 240V241H112ZM149 240V241H148ZM205 240V241H204ZM218 240V241H217ZM114 241H116L115 242V244H114ZM143 241V242H142ZM147 241V242H146ZM154 241H155V243H154ZM161 241H162V243H161ZM165 241V242H164ZM167 241H169V242H167ZM170 241H171V244H170ZM172 241H175V243L174 242H172ZM194 242V244H193V242ZM127 242H129L128 243V245L129 244H131V243H133V244H131V245H127ZM136 244H135V243ZM151 242V243H150ZM159 242V243H158ZM164 242V243H163ZM208 243V245H207V243ZM215 242L217 243V244H215ZM218 242L219 243H221L220 245H221V248H220V250L218 249L219 247H220V245L218 244ZM139 243V245H137ZM152 243H153V245H152ZM157 243V244H156ZM166 243V244H165ZM196 243V244H195ZM197 243H199L200 245L198 246V244ZM120 244H122V245H120ZM124 244V245H123ZM134 244H135V247H134ZM164 246H163V245ZM169 244V245H168ZM174 244V245H173ZM187 244H188V242H187ZM205 244V245H204ZM215 245V247H214V245ZM114 245V246H113ZM133 245V246H132ZM137 245V246H136ZM155 245V246H154ZM168 245V246H167ZM193 245V246H192ZM197 245V246H196ZM202 245H204L203 247H201ZM209 245H211V246H209ZM122 246H125V248L124 247H122ZM142 246V247H141ZM174 246H175V248H174ZM178 246V245H177ZM185 246H186V248H189V249H186L185 248ZM207 246V247H206ZM213 246V247H212ZM121 247H122V249H121ZM129 247V248H128ZM137 247V248H136ZM156 247H158V248H156ZM162 247H164V248H162ZM166 247V248H165ZM192 247H194L195 248V250H194V248H192ZM218 247V248H217ZM132 248V249H131ZM155 250H154V249ZM192 248V249H191ZM203 248V249H202ZM40 249V250H39ZM110 249V250H109ZM125 249V250H124ZM142 249V250H141ZM166 249V250H165ZM169 249V250H168ZM173 249V250H172ZM184 249H185V252H184ZM210 249H213L212 251L210 250ZM216 249V250H215ZM3 250V251H2ZM37 250V251H36ZM109 250V251H108ZM132 250H134V251H132ZM141 250V251H140ZM146 250V251H145ZM162 252H164V253H162ZM164 250V251H163ZM168 250V251H167ZM176 250V251H175ZM183 250V251H182ZM186 250H189V251H186ZM200 250V251H199ZM207 250H209L208 252H207ZM224 250V251H223ZM1 251H2V253H1ZM35 251V252H34ZM104 251V252H103ZM137 251V252H136ZM151 251H154V253L153 252H151ZM160 251V252H159ZM218 251V252H217ZM97 252V253H98ZM130 252V253H129ZM135 252L136 253H138V254H136L135 255ZM148 252V253H147ZM159 252V253H158ZM217 252V253H216ZM221 252V253H220ZM4 253V254H3ZM9 253V254H8ZM35 253H37L38 255H36ZM106 253V254H105ZM110 253V254H109ZM120 253V254H119ZM124 253V254H123ZM129 253V254H128ZM140 253V254H139ZM151 253V254H150ZM158 253V254H157ZM165 253H166V255H165ZM168 253V254H167ZM170 253V254H169ZM171 253H173V254H171ZM183 253H184V255H183ZM186 253V254H185ZM215 253V254H214ZM219 253V254H218ZM223 253V254H222ZM36 255V256H34V255ZM101 254H103V255H101ZM105 254V255H104ZM142 254H143V256H142ZM159 254H160V256H159ZM5 255V256H4ZM6 255H8V256H6ZM18 255V256H17ZM21 255V254H20ZM207 255V256H206ZM220 255V256H219ZM143 258H142V257ZM172 256V257H171ZM183 256V257H182ZM86 257V258H85ZM166 257V258H165ZM171 257V258H170ZM208 257H209V259L210 260H208ZM220 257V258H219ZM223 257V258H222ZM34 258V259H33ZM37 259V261L38 262H36L35 260ZM82 258V259H81ZM163 258H165V259H163ZM177 258V259H176ZM184 258V259H183ZM199 258V259H198ZM219 258V259H218ZM221 258H222V260H221ZM12 259V260H11ZM21 259V260H20ZM50 259H52V256H51V258ZM178 260V261H176V260ZM188 259V260H187ZM193 259H194V261H193ZM217 259V260H216ZM224 259V260H223ZM2 260V261H1ZM27 260V261H26ZM33 260V262H30V261H32ZM80 260H82V261H80ZM187 260V261H186ZM204 260V261H203ZM24 261H26V262H24ZM76 261V262H75ZM79 261H80V263H79ZM86 261V262H85ZM163 261V262H162ZM9 262V263H8ZM24 262V263H23ZM36 262V263H35ZM55 262V263H54ZM78 262V263H77ZM211 262V263H210ZM62 263V261H60L59 262V264H61ZM57 264H58V261H57ZM62 264H66V263H62ZM171 264H174V263H171Z\"/></svg>",
  "mask_w": 264,
  "mask_h": 264
},
{
  "label": "built area",
  "instance_id": "built-area-1",
  "mask_svg": "<svg viewBox=\"0 0 264 264\" xmlns=\"http://www.w3.org/2000/svg\"><path fill=\"white\" fill-rule=\"evenodd\" d=\"M263 79H264V74H263Z\"/></svg>",
  "mask_w": 264,
  "mask_h": 264
}]
</instances>
